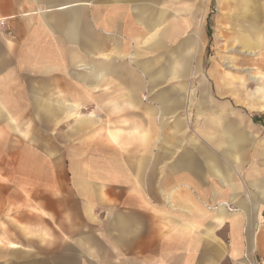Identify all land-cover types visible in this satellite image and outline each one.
Returning a JSON list of instances; mask_svg holds the SVG:
<instances>
[{
    "label": "crops",
    "instance_id": "0c3cea01",
    "mask_svg": "<svg viewBox=\"0 0 264 264\" xmlns=\"http://www.w3.org/2000/svg\"><path fill=\"white\" fill-rule=\"evenodd\" d=\"M168 1L0 0V264H249L264 251V186L249 203L226 173L241 121L210 115L200 71H182L201 37L182 38L194 25L177 13L196 5L168 20ZM196 103L214 110L195 112V132Z\"/></svg>",
    "mask_w": 264,
    "mask_h": 264
},
{
    "label": "rangeland",
    "instance_id": "374dc122",
    "mask_svg": "<svg viewBox=\"0 0 264 264\" xmlns=\"http://www.w3.org/2000/svg\"><path fill=\"white\" fill-rule=\"evenodd\" d=\"M173 1V7L169 6L172 9L170 8L168 20L176 17L178 7L191 6L193 3L196 5L192 11L177 13L181 16L185 13L184 18H190L194 25L181 37L193 35L194 41H198L201 37L199 61L185 58L182 71H195L194 69L200 71L197 77L195 76L194 83L197 84L199 81L201 90L205 87L210 92L208 98L214 100L219 107L212 114L209 113L210 115L241 121L240 127L244 132L245 141L242 146L240 166L226 173L232 175V192L239 193L238 197L241 192L248 198V202L252 203L254 194L261 195L253 180L262 182L261 186H264V0H256L257 10L247 7L244 0ZM169 2L171 0L167 3ZM250 10H254L261 18L262 37L259 39V45L253 48L247 46L244 41L251 38L246 30ZM190 46L185 40V52ZM163 59L161 57L162 62ZM252 76H257L258 79ZM165 83L169 82L162 81V84ZM252 92L258 94H251ZM201 95L202 91L198 93L196 99L202 100ZM252 100L258 102L256 108L250 107ZM188 109L193 116L191 130L195 132L200 128L195 112L214 110L206 107L198 109L197 103L196 107L194 104ZM179 111L176 119L184 116V108H179ZM208 129L211 133L216 131L211 125ZM2 201L3 171L0 172V211L3 210ZM230 208L228 210L236 211L238 205L231 204Z\"/></svg>",
    "mask_w": 264,
    "mask_h": 264
},
{
    "label": "bare ground",
    "instance_id": "6f19581e",
    "mask_svg": "<svg viewBox=\"0 0 264 264\" xmlns=\"http://www.w3.org/2000/svg\"><path fill=\"white\" fill-rule=\"evenodd\" d=\"M244 3L246 4L247 7H249V8L252 7L253 9H256L257 10V7H255V6H257L256 0H244ZM249 12H250V15L248 16V18H249L248 19L249 24H248L246 30L248 31V33H249V35H250L251 38H249L248 40L246 39L244 41H245V43H246L247 46H249L250 48H253V47H256V46L259 45V39L262 37L261 36V27H260V25H261V18L259 17V15L254 10H250ZM190 41H192V38H190ZM252 78L258 79L257 76H252ZM256 93L257 92H252L251 94H254L255 95ZM257 99L259 100V98H255V100H257ZM251 102H252V104H251L250 107L256 108V104L258 102H255L254 100H252Z\"/></svg>",
    "mask_w": 264,
    "mask_h": 264
},
{
    "label": "built area",
    "instance_id": "2783aa9c",
    "mask_svg": "<svg viewBox=\"0 0 264 264\" xmlns=\"http://www.w3.org/2000/svg\"><path fill=\"white\" fill-rule=\"evenodd\" d=\"M249 264H264V251L257 258H252Z\"/></svg>",
    "mask_w": 264,
    "mask_h": 264
},
{
    "label": "trees",
    "instance_id": "16d2710c",
    "mask_svg": "<svg viewBox=\"0 0 264 264\" xmlns=\"http://www.w3.org/2000/svg\"><path fill=\"white\" fill-rule=\"evenodd\" d=\"M210 31V29H208ZM210 34V33H209Z\"/></svg>",
    "mask_w": 264,
    "mask_h": 264
}]
</instances>
